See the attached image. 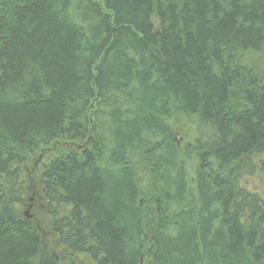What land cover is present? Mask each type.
I'll return each mask as SVG.
<instances>
[{
	"label": "trees",
	"instance_id": "trees-1",
	"mask_svg": "<svg viewBox=\"0 0 264 264\" xmlns=\"http://www.w3.org/2000/svg\"><path fill=\"white\" fill-rule=\"evenodd\" d=\"M263 153L264 0H0V264H264Z\"/></svg>",
	"mask_w": 264,
	"mask_h": 264
},
{
	"label": "rangeland",
	"instance_id": "rangeland-1",
	"mask_svg": "<svg viewBox=\"0 0 264 264\" xmlns=\"http://www.w3.org/2000/svg\"><path fill=\"white\" fill-rule=\"evenodd\" d=\"M152 21L155 24V33H158V26H156V17H152ZM185 123L186 125L179 128L175 133L178 145H182L185 140L191 134L189 124L182 120L178 122V125ZM59 151H73L76 152L78 149L70 144L55 142L50 146L43 149L38 156L31 158L30 161L20 167L22 172V185L24 189V204L22 206V212L30 216L28 221H31L37 228L38 232L43 238H48L55 241L54 236L50 228L48 217L45 214V200L41 193L40 178H41V165L45 163L53 154ZM251 160L255 166L254 175L240 181V187L249 192H255L262 197L264 204V153L253 155ZM55 246H52L54 250V257L57 260V264H95L89 260L86 256H78L72 258L70 252H65L62 248L61 251L56 250ZM76 257V256H75ZM149 263V259L142 261V264Z\"/></svg>",
	"mask_w": 264,
	"mask_h": 264
},
{
	"label": "flooded vegetation",
	"instance_id": "flooded-vegetation-1",
	"mask_svg": "<svg viewBox=\"0 0 264 264\" xmlns=\"http://www.w3.org/2000/svg\"><path fill=\"white\" fill-rule=\"evenodd\" d=\"M261 201H262V197H261ZM262 204H263V201H262Z\"/></svg>",
	"mask_w": 264,
	"mask_h": 264
}]
</instances>
